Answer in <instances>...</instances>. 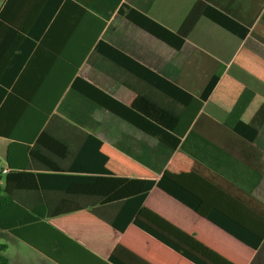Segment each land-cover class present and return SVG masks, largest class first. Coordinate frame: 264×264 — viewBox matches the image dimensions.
I'll return each instance as SVG.
<instances>
[{
	"label": "crops",
	"instance_id": "obj_1",
	"mask_svg": "<svg viewBox=\"0 0 264 264\" xmlns=\"http://www.w3.org/2000/svg\"><path fill=\"white\" fill-rule=\"evenodd\" d=\"M0 201L9 264H264V0H0Z\"/></svg>",
	"mask_w": 264,
	"mask_h": 264
},
{
	"label": "trees",
	"instance_id": "obj_2",
	"mask_svg": "<svg viewBox=\"0 0 264 264\" xmlns=\"http://www.w3.org/2000/svg\"><path fill=\"white\" fill-rule=\"evenodd\" d=\"M216 20L220 24H222L223 26H225L226 28L230 29L231 31L235 32L236 34H238L240 36H245L247 34V29L245 27L241 26L236 21L231 20L227 16H222V17L216 18ZM193 25H194V19L190 18L189 20H187L185 22V24L183 25V27L181 28V30H179V32L177 34L171 33L170 31H167L165 28L163 29V27H161L159 25V28H162V30L167 31L168 34H170V35L172 34V35L176 36L178 39L177 42L172 41L168 36H166V34L162 33L160 30H159V32L155 30V33L157 35H159V37L162 38L163 40H165V41L173 44L174 46H176V48H181V46L185 42V37L187 36L189 30L192 28ZM218 79H219V76L217 75V76H214L209 81L208 85L206 86L205 90L202 93L203 98H207L209 96V94L213 90L214 86L216 85ZM147 102H148V106L146 108H142V110L152 120L158 121L159 124H161L162 126L171 127L172 123H170L168 120H166V116H170L171 112L168 109L162 107L160 104L158 105L155 102L151 101L150 99H148ZM167 142L172 144L168 140H167ZM177 142L175 143V145L177 144ZM175 145L173 144V146H175ZM132 181H135V180H132ZM137 181H140V183H142L141 193L137 194V195H139V199L141 201L146 197L147 193L156 184L159 185V181L156 182L155 179H150V178H148V179H137ZM2 204H3V202L0 201V207L2 206ZM22 221L23 220L21 219L18 222H22ZM136 222L138 224H141L144 228L149 230L151 233L156 234L154 229H152L149 225H145V224L141 223L139 219ZM0 226H4V222L0 221ZM263 238H264V235H261L260 237H258L257 242L252 243L251 246L253 248H257L260 245ZM0 264H9V261H8L6 255H4L3 253H0Z\"/></svg>",
	"mask_w": 264,
	"mask_h": 264
}]
</instances>
